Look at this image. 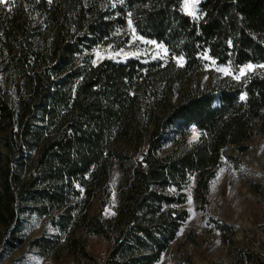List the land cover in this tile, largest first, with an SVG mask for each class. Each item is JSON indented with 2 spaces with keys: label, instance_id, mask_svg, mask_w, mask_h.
I'll list each match as a JSON object with an SVG mask.
<instances>
[{
  "label": "trees",
  "instance_id": "1",
  "mask_svg": "<svg viewBox=\"0 0 264 264\" xmlns=\"http://www.w3.org/2000/svg\"><path fill=\"white\" fill-rule=\"evenodd\" d=\"M182 2L0 4L2 252L158 264L189 218V198L204 210L218 169L264 135V0H201L196 17ZM129 20L164 54L96 61L100 48H123ZM211 64L260 70L193 86ZM23 217L44 221L39 237L23 233ZM88 238L109 243L102 262ZM0 264L15 263L0 253Z\"/></svg>",
  "mask_w": 264,
  "mask_h": 264
},
{
  "label": "rangeland",
  "instance_id": "2",
  "mask_svg": "<svg viewBox=\"0 0 264 264\" xmlns=\"http://www.w3.org/2000/svg\"><path fill=\"white\" fill-rule=\"evenodd\" d=\"M200 1L195 4V15L189 14L192 5L189 2L186 7V0L182 2V11L186 15L196 17ZM124 33L129 40L121 50L100 48L95 52V60L125 61L132 57H159L164 54V49L159 45L135 36L129 24L124 32L119 33L120 37ZM220 69H227V74ZM241 70L238 75H233L228 68L211 64L192 85L208 83L215 79L221 82L228 78L240 80L260 69L253 66L251 69L245 67ZM197 137L198 134L191 128L189 141H196ZM246 146L247 151L238 156L239 161L226 162L218 169L210 184L209 205L204 210H198L193 201L188 202L186 209L189 218L158 264H264V135L253 138ZM170 148L171 144H168L165 151ZM23 220L22 230L27 237L41 235L44 221L35 217H23ZM217 226H228L233 230L224 232ZM1 232L0 229V253L3 263H82V259L71 255L58 261L43 259L26 246L2 252ZM85 248L91 257L102 262L107 255L109 243L100 238H88ZM250 254L259 262L249 261Z\"/></svg>",
  "mask_w": 264,
  "mask_h": 264
},
{
  "label": "snow or ice",
  "instance_id": "3",
  "mask_svg": "<svg viewBox=\"0 0 264 264\" xmlns=\"http://www.w3.org/2000/svg\"><path fill=\"white\" fill-rule=\"evenodd\" d=\"M121 2H122V0H121ZM189 2L191 3V5H192V7H191V9H190V11H189V14H191V15H195V4L196 3H198L199 2V0H186V7L188 6V4H189ZM6 3V0H0V4H5ZM129 26H131V20H129ZM149 43H155V42H153V41H149ZM162 47V46H161ZM205 59H207L208 57L207 56H205L204 57ZM183 61V58L181 57L180 58V62H182ZM249 69H251L253 66L251 65V64H249L248 66H247ZM262 67H264V65H262ZM221 71H224L226 74H227V69H220ZM241 75H243V70H241ZM237 79H239V77L237 76L236 77ZM241 99L243 100V99H245V97L244 96H241ZM193 131L195 132V129H193ZM223 171V170H222ZM189 203H191V198H189Z\"/></svg>",
  "mask_w": 264,
  "mask_h": 264
},
{
  "label": "bare ground",
  "instance_id": "4",
  "mask_svg": "<svg viewBox=\"0 0 264 264\" xmlns=\"http://www.w3.org/2000/svg\"><path fill=\"white\" fill-rule=\"evenodd\" d=\"M191 128H192V129H195V127H194V126H191ZM194 133H196V130H195V132H194Z\"/></svg>",
  "mask_w": 264,
  "mask_h": 264
}]
</instances>
